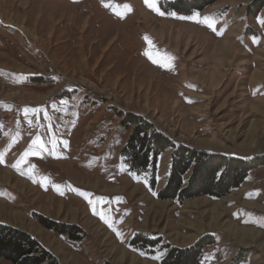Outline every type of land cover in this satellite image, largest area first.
<instances>
[{"label": "rangeland", "instance_id": "1", "mask_svg": "<svg viewBox=\"0 0 264 264\" xmlns=\"http://www.w3.org/2000/svg\"><path fill=\"white\" fill-rule=\"evenodd\" d=\"M161 1L0 0V222L31 233L59 264H161L165 244L206 234L215 242L205 264H264V163L223 197L161 199L171 151L152 188L151 172L133 173L121 157L132 129L118 116L141 115L177 143L264 161V3L253 14L255 0L181 14ZM225 40L236 46L217 58ZM39 216L79 226L81 239ZM137 233L162 241L134 247Z\"/></svg>", "mask_w": 264, "mask_h": 264}, {"label": "trees", "instance_id": "2", "mask_svg": "<svg viewBox=\"0 0 264 264\" xmlns=\"http://www.w3.org/2000/svg\"><path fill=\"white\" fill-rule=\"evenodd\" d=\"M217 0H163L161 6L181 14L201 11ZM264 0H255L249 14L261 10ZM121 125L131 128L121 149V157L129 171L137 174L150 171L152 188L156 187V172L161 154L171 151V164L167 182L158 191L161 199L183 202L200 195L220 198L240 187L250 172L264 161L258 157L242 158L234 154L207 151L173 141L141 115L118 112ZM1 139V130H0ZM44 226L79 240L82 229L39 216ZM212 234L201 236L186 247L165 244L161 264H205V248L215 242ZM162 241L161 236L137 233L131 239L134 247L152 250ZM0 257L13 264H59L56 256L31 233L0 222Z\"/></svg>", "mask_w": 264, "mask_h": 264}, {"label": "bare ground", "instance_id": "3", "mask_svg": "<svg viewBox=\"0 0 264 264\" xmlns=\"http://www.w3.org/2000/svg\"><path fill=\"white\" fill-rule=\"evenodd\" d=\"M154 31L159 35V36H161V37H163V35L166 33V28L164 27V26H162V25H160V27L158 28V29H154ZM178 37L180 36V33H178V35H177ZM235 44L234 43H232V42H229L228 40H225V41H220V42H218L217 43V45H216V48H215V51L213 52L214 54H216V57L218 58H220V56H222L223 54H226V53H228L231 49H234L235 48ZM213 76V75H212ZM67 89H69L68 87H67ZM63 90V89H62ZM74 90V89H73ZM70 91H72V90H70ZM264 141V140H263ZM262 144V143H261ZM8 173V172H7ZM7 173H5L4 175H2V177H3V179L4 180H7V181H10V176L7 174ZM19 181V180H18ZM17 185H19V182H18V184ZM0 204H1V202H0ZM44 206H46V205H44ZM43 207V206H42ZM59 207H60V205H59ZM46 208V207H45ZM61 210H60V208H58V210H57V212H60ZM212 213H213V215H212V220H216L217 218H219L220 216H221V213L216 209V207L212 210ZM72 214H74V213H72ZM13 215V217H18V213H13L12 214ZM215 215V216H214ZM75 217V216H74ZM237 229V228H236ZM237 232H239L240 234H239V236H242V237H248L251 233H253V232H250V233H248V231L247 230H244V229H237L236 230ZM247 234H249V235H247ZM257 237V234H255V238Z\"/></svg>", "mask_w": 264, "mask_h": 264}, {"label": "snow or ice", "instance_id": "4", "mask_svg": "<svg viewBox=\"0 0 264 264\" xmlns=\"http://www.w3.org/2000/svg\"><path fill=\"white\" fill-rule=\"evenodd\" d=\"M161 14H163V13H161ZM197 15H198V14H197ZM204 22L207 23L209 27H212L213 30H215V21H212V20H210L209 18H204ZM260 23H261L262 25H264V19L260 20ZM30 123H31V121H30ZM34 143H38V144L40 145V148H41V149H45V145H44L43 143H41L39 140L34 141ZM45 150H46V149H45ZM34 154H38V153H34ZM3 158H4L3 153H0V162H3ZM13 166H14V167H17V165H13ZM45 179H47V178H45ZM106 222H107V221H106ZM157 258H158V257H157Z\"/></svg>", "mask_w": 264, "mask_h": 264}]
</instances>
